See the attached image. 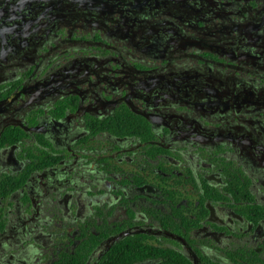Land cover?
Returning <instances> with one entry per match:
<instances>
[{"label": "flooded vegetation", "instance_id": "flooded-vegetation-1", "mask_svg": "<svg viewBox=\"0 0 264 264\" xmlns=\"http://www.w3.org/2000/svg\"><path fill=\"white\" fill-rule=\"evenodd\" d=\"M54 263L264 264V0H0V264Z\"/></svg>", "mask_w": 264, "mask_h": 264}, {"label": "trees", "instance_id": "trees-1", "mask_svg": "<svg viewBox=\"0 0 264 264\" xmlns=\"http://www.w3.org/2000/svg\"><path fill=\"white\" fill-rule=\"evenodd\" d=\"M141 243H144V241L141 239V238H138V237H128L126 239V241L124 242V245L126 246L125 248H121L119 249L118 252L120 251H123V252H127L129 253V255L127 256H130V255H136L137 257H140V255H148V254H151V250L152 248L151 247H148L146 251H143V254H138V248H137V245H140ZM130 247V248H129ZM129 248V249H128ZM158 254L166 257V259H169V258H172L176 261H179V260H183V259H187L181 252L179 251H164V250H160L158 251ZM85 259V256H82L80 255L77 259V261L79 263H82ZM131 258H129L128 260H130ZM56 264V263H54Z\"/></svg>", "mask_w": 264, "mask_h": 264}]
</instances>
